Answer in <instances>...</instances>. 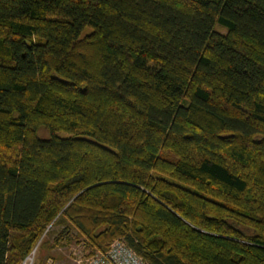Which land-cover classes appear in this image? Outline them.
Wrapping results in <instances>:
<instances>
[{"label": "trees", "instance_id": "1", "mask_svg": "<svg viewBox=\"0 0 264 264\" xmlns=\"http://www.w3.org/2000/svg\"><path fill=\"white\" fill-rule=\"evenodd\" d=\"M54 223L264 264V0H0V264Z\"/></svg>", "mask_w": 264, "mask_h": 264}, {"label": "rangeland", "instance_id": "2", "mask_svg": "<svg viewBox=\"0 0 264 264\" xmlns=\"http://www.w3.org/2000/svg\"><path fill=\"white\" fill-rule=\"evenodd\" d=\"M216 26L217 28L223 30L219 23H216ZM37 132L41 137L49 136V130L43 125L38 127ZM60 228L61 225L56 223L47 226L48 231L42 236L43 244H39V239L33 249L29 252V255L33 258L32 264H77L79 260H84L87 256L95 253V251H99H92V249L84 243L80 236H77L76 238L72 237V235H76L75 229L71 230L70 237L72 239L69 240L70 237L67 238L64 232L62 234V231H59ZM59 235L62 237L63 243H57L54 245L53 240ZM44 240H46L45 243ZM117 240L123 239L115 237L109 244ZM28 262L29 259L26 260L25 264ZM21 264H23V261Z\"/></svg>", "mask_w": 264, "mask_h": 264}, {"label": "built area", "instance_id": "3", "mask_svg": "<svg viewBox=\"0 0 264 264\" xmlns=\"http://www.w3.org/2000/svg\"><path fill=\"white\" fill-rule=\"evenodd\" d=\"M29 259L27 264H32L33 258L28 254L24 260ZM77 264H149L141 256H139L130 246L123 240H117L109 244L104 251H98L84 260H79Z\"/></svg>", "mask_w": 264, "mask_h": 264}]
</instances>
